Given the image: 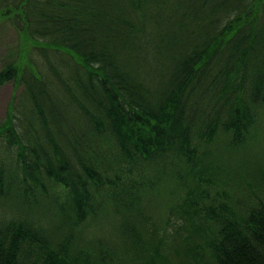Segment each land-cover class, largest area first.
<instances>
[{
    "label": "trees",
    "instance_id": "obj_1",
    "mask_svg": "<svg viewBox=\"0 0 264 264\" xmlns=\"http://www.w3.org/2000/svg\"><path fill=\"white\" fill-rule=\"evenodd\" d=\"M1 23L31 110L0 123V264H264V0H0Z\"/></svg>",
    "mask_w": 264,
    "mask_h": 264
},
{
    "label": "rangeland",
    "instance_id": "obj_2",
    "mask_svg": "<svg viewBox=\"0 0 264 264\" xmlns=\"http://www.w3.org/2000/svg\"><path fill=\"white\" fill-rule=\"evenodd\" d=\"M162 17L165 15L161 14ZM162 25H165L163 23ZM155 32H158L159 29L157 27H153ZM20 44L19 34L15 31L11 26H5L3 23L0 24V69L3 68L4 64L8 61V59L16 58L17 52ZM18 58V57H17ZM33 59L35 63L40 68V70L44 73L45 77L51 80L57 81V74H55L54 70L50 64H54L56 68L63 72L64 75L69 76L72 68L76 66L74 60H70L69 57L65 56L62 52L55 51L49 49L46 53L35 52L33 55ZM59 80V79H58ZM25 83L22 81L16 86L15 79L4 83L0 86V123L6 118L8 109L10 104L13 102L14 104V115L16 118V122L23 124L25 119H29L30 107L28 105V100L26 101V94L24 92ZM67 95H63L65 102L68 103ZM86 117V116H85ZM87 118V117H86ZM86 119L82 116L76 119V124L80 125L82 128L86 126ZM87 129V128H85ZM2 155L4 154L6 157L9 154L11 158L15 155V148L11 150H3ZM15 178H10L9 182L14 183ZM2 202V201H1ZM53 216H55L53 214Z\"/></svg>",
    "mask_w": 264,
    "mask_h": 264
}]
</instances>
